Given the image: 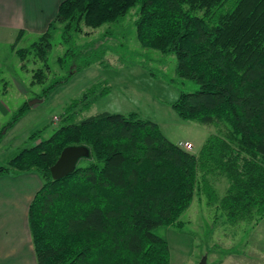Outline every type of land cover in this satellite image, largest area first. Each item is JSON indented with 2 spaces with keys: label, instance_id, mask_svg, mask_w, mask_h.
Masks as SVG:
<instances>
[{
  "label": "trees",
  "instance_id": "16d2710c",
  "mask_svg": "<svg viewBox=\"0 0 264 264\" xmlns=\"http://www.w3.org/2000/svg\"><path fill=\"white\" fill-rule=\"evenodd\" d=\"M135 7L140 46L174 55L181 83L197 86L171 109L217 132L194 156L136 113L72 123L107 87L70 102L61 120L68 124L0 166V177L34 173L42 181L28 207L36 264H169V245L154 231L181 225L200 182L216 200L208 175L228 182L218 205L230 224L264 218V0H64L37 42L17 49L19 32L11 48L20 60L33 54L47 67L55 25L69 46L84 29L119 23ZM34 77L32 85L44 82L41 72ZM78 146L88 158L53 180L50 168L62 150Z\"/></svg>",
  "mask_w": 264,
  "mask_h": 264
},
{
  "label": "rangeland",
  "instance_id": "374dc122",
  "mask_svg": "<svg viewBox=\"0 0 264 264\" xmlns=\"http://www.w3.org/2000/svg\"><path fill=\"white\" fill-rule=\"evenodd\" d=\"M136 18L137 7L119 23L84 29L85 33L74 37L69 46L62 44L61 27L55 25L50 32L52 49L47 67L33 54L26 60L17 57L11 49L16 33L0 38V166L68 124L61 121L64 109L92 87H107L108 94L91 100L86 109H77L72 123L102 112L136 113L157 124L170 142L178 147L190 144L188 152L199 154L207 137L217 129L183 121L171 109L181 93H192L197 86L181 83L175 74L174 55L165 56L140 46L134 28ZM45 32L26 33L16 48H28ZM107 32L110 36H103ZM38 72L45 75L44 82L32 85ZM26 104L28 112L17 118ZM13 120L14 125L7 127ZM207 179L215 201H210L208 190L200 182L189 208L180 217L181 225L154 231L169 245V264H201L203 259L205 264L259 263V251L264 249V218L230 224L218 205L228 182L217 174Z\"/></svg>",
  "mask_w": 264,
  "mask_h": 264
},
{
  "label": "crops",
  "instance_id": "0c3cea01",
  "mask_svg": "<svg viewBox=\"0 0 264 264\" xmlns=\"http://www.w3.org/2000/svg\"><path fill=\"white\" fill-rule=\"evenodd\" d=\"M62 1L0 0V38L4 40L16 33V41L21 32L18 44L26 33L45 32ZM41 185L40 177L34 173L0 177V264H36L28 207ZM258 257L256 262H260L256 264H264V249ZM236 264L247 263L236 261Z\"/></svg>",
  "mask_w": 264,
  "mask_h": 264
},
{
  "label": "water",
  "instance_id": "95a60500",
  "mask_svg": "<svg viewBox=\"0 0 264 264\" xmlns=\"http://www.w3.org/2000/svg\"><path fill=\"white\" fill-rule=\"evenodd\" d=\"M33 104L34 103H30L29 105ZM88 156L89 151L84 146L67 147L63 149L55 164L50 168L51 178L53 180H59L66 177L73 172L80 159L88 158ZM201 264H205L204 259Z\"/></svg>",
  "mask_w": 264,
  "mask_h": 264
},
{
  "label": "built area",
  "instance_id": "2783aa9c",
  "mask_svg": "<svg viewBox=\"0 0 264 264\" xmlns=\"http://www.w3.org/2000/svg\"><path fill=\"white\" fill-rule=\"evenodd\" d=\"M179 147L182 150L189 151L192 146L190 144H181V145H179Z\"/></svg>",
  "mask_w": 264,
  "mask_h": 264
}]
</instances>
